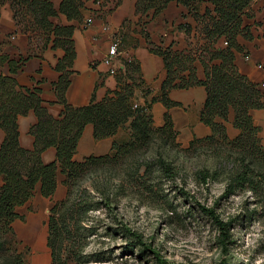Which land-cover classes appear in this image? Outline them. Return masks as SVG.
<instances>
[{
	"label": "trees",
	"instance_id": "1",
	"mask_svg": "<svg viewBox=\"0 0 264 264\" xmlns=\"http://www.w3.org/2000/svg\"><path fill=\"white\" fill-rule=\"evenodd\" d=\"M192 12L200 23L204 41L186 50H174L171 46H150V50L163 57L167 76L162 83L160 100L167 108L178 103L170 99L172 89L204 86L206 101L201 111V120L212 127V134L195 141H208L218 145V153L232 161L234 172L223 193L234 194L238 189L258 192L264 187V171L255 169L256 162H264V148L259 137L260 126L253 119V109L264 108V94L258 84L242 74L236 63L234 49L238 48V35L250 37L248 28L243 25V17L251 0H209L211 7L200 13L203 0H177ZM10 3L17 24L31 36H43L45 46L63 48L65 55L58 61L56 69L61 72L55 82L58 100L64 104L60 117H54L43 105L38 88L20 86L12 76L0 73V127L5 138L0 145V259L2 264H28L21 253H12L8 246L14 237L13 222L20 218L18 208L34 196L36 188L44 197L51 198L57 188L58 171L66 176L68 186L65 198L50 208L48 217V247L51 250L52 264L78 263L81 259L80 240L72 241L80 234L83 215L92 209L87 197H73L71 187L92 165H106L133 152L148 147L158 136L175 139L177 131L171 113L164 114V124L154 126L149 106L133 107L136 88L143 84L140 66L133 60L126 62V74L120 76V85L113 93L97 101L95 98L87 105L74 107L66 99L70 85L72 66L76 58L73 39L74 25L54 22L53 18L64 14L69 21L81 19L82 0H62L56 8L51 0H0V7ZM121 0L117 1L119 4ZM170 0H138L137 11L150 17L160 14ZM152 11V14H151ZM144 22V25L148 22ZM123 42V31L120 32ZM226 38L228 46H218ZM5 58L0 56V62ZM197 62L204 67L205 76L197 74ZM11 71L20 66L11 62ZM235 112L234 126L238 135H228L224 121L229 118L230 110ZM33 111L37 122L30 132L35 137L34 148L25 149L19 141L18 118ZM222 119L224 121H219ZM130 123L131 137L122 142H114L112 152L101 156H89L83 161L73 159L78 141L88 123L94 125L96 138L114 135L118 129ZM57 150L56 160L46 163L42 153L48 147ZM171 171L168 163L163 165ZM219 170L198 171L201 181L216 180ZM220 229L222 240L229 236L231 222L224 221L213 208L203 207ZM80 239V238H79ZM80 244V245H79ZM79 245V247H78Z\"/></svg>",
	"mask_w": 264,
	"mask_h": 264
},
{
	"label": "rangeland",
	"instance_id": "2",
	"mask_svg": "<svg viewBox=\"0 0 264 264\" xmlns=\"http://www.w3.org/2000/svg\"><path fill=\"white\" fill-rule=\"evenodd\" d=\"M225 156L206 140L182 145L161 135L142 150L87 168L71 187L73 197H87L92 206L72 238L81 244V259L72 264H264V187L224 196L235 170ZM254 166L264 171V162ZM202 169L220 175L204 183ZM52 205L33 196L18 208L8 246L28 264H52ZM203 207L231 222L225 240Z\"/></svg>",
	"mask_w": 264,
	"mask_h": 264
},
{
	"label": "crops",
	"instance_id": "3",
	"mask_svg": "<svg viewBox=\"0 0 264 264\" xmlns=\"http://www.w3.org/2000/svg\"><path fill=\"white\" fill-rule=\"evenodd\" d=\"M59 8L62 0H51ZM81 19L69 21L64 14L53 18L60 24H73V39L76 58L70 75V85L66 92L68 103L74 107L87 105L93 98L103 100L106 95L119 88L120 76L126 74V62L135 61L140 66V77L143 81L134 92L133 102L149 106L154 124H164V114L168 110L177 131V141L189 145L195 138H204L212 134V127L204 123L201 111L204 107L207 91L204 86H194L183 89H172L169 97L177 102L167 108L160 100L162 83L167 76L163 57L152 52L150 46H171L174 50H186L204 41L200 23L189 9L177 0H170L164 10L152 18L137 11L138 0H82ZM211 7L209 0H203L200 13ZM243 17V25L248 28L250 37L238 35V48L234 49L235 63L239 71L250 81L256 83L264 94V69L258 64L264 60V0H251ZM152 14V11H151ZM91 18L90 24H85ZM148 21L145 25L144 22ZM123 31L121 55L119 56V71L110 73V67L104 62L114 36ZM25 32L16 22L11 4L0 7V56L5 59L0 62V73L12 76L22 87L38 88L43 105L54 117H60L64 104L58 100L55 82L61 74L56 69L58 61L65 55L63 48L52 47V42L45 46L43 36ZM223 45V39L218 43ZM11 62L20 66L11 71ZM197 74L205 76L204 67L197 62ZM264 99V97H263ZM253 119L260 126L259 137L264 148V108L251 111ZM235 112L230 110L229 118L224 121L228 135L234 138L239 129L234 126ZM37 122L33 111L18 118L19 141L28 150L34 148L35 137L30 132ZM131 137L130 123L127 122L118 131L108 137L96 138L94 125L88 123L78 141L77 151L73 156L76 161H83L89 156H101L112 152L114 142H122ZM5 138V131L0 127V145ZM57 150L48 147L42 153L44 162L56 160ZM65 175L58 171L57 188L51 198L44 197L37 186L34 198L56 202L65 198L67 186ZM3 176L0 175V185ZM33 198V197H32Z\"/></svg>",
	"mask_w": 264,
	"mask_h": 264
},
{
	"label": "built area",
	"instance_id": "4",
	"mask_svg": "<svg viewBox=\"0 0 264 264\" xmlns=\"http://www.w3.org/2000/svg\"><path fill=\"white\" fill-rule=\"evenodd\" d=\"M99 3H103V0H99ZM92 22V19L89 18L85 21V24H90ZM121 44H122V35L120 32L117 33L116 36H114L112 44L109 48L108 54L104 58V62L110 67V73L116 74L118 73L119 69V56L121 55ZM223 45L228 46L229 42L226 38H223ZM258 66L262 69H264V60H262ZM139 104L135 102L133 104L134 108H137Z\"/></svg>",
	"mask_w": 264,
	"mask_h": 264
}]
</instances>
